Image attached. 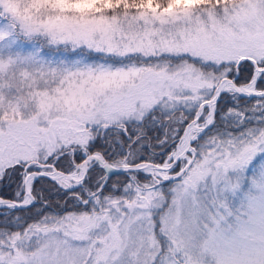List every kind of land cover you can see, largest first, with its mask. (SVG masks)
<instances>
[{
    "label": "snow or ice",
    "instance_id": "1",
    "mask_svg": "<svg viewBox=\"0 0 264 264\" xmlns=\"http://www.w3.org/2000/svg\"><path fill=\"white\" fill-rule=\"evenodd\" d=\"M0 264H264V0H0Z\"/></svg>",
    "mask_w": 264,
    "mask_h": 264
}]
</instances>
